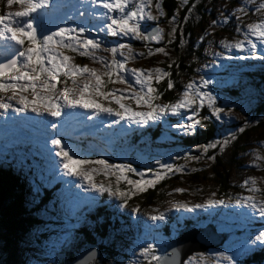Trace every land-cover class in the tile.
Listing matches in <instances>:
<instances>
[{
    "label": "rangeland",
    "instance_id": "obj_1",
    "mask_svg": "<svg viewBox=\"0 0 264 264\" xmlns=\"http://www.w3.org/2000/svg\"><path fill=\"white\" fill-rule=\"evenodd\" d=\"M156 2L157 0H153L150 9L154 16H158L155 7ZM260 2L261 0H256L255 4H247L248 14L237 13L241 16V19L237 21L236 16L230 14L235 9L244 6L247 0H210L211 16L206 30L199 33L198 36V41H202V45L199 48L201 52L197 53V56H193V59L196 58L194 71L183 78V89L177 94L175 100L163 101V99H159L155 101L157 104L174 103L189 82L195 81L199 85L202 79L209 81L207 87L202 88L201 91L210 92L216 97L217 106L225 108V113L222 114L224 118L220 120L221 123L230 126L238 121L239 124L241 123L239 128H245L243 133L239 132L242 135L240 141H238L239 137H236L227 145V147L234 150L241 148L238 150V159L243 162L242 169L237 172L234 171L232 175L231 182L235 185V191L231 197H224L219 194L216 183L212 181L211 165L204 158L205 156L198 159L183 158L198 157L196 155L203 152L200 149L186 148L181 141L182 136L186 135L184 130L174 127L179 123H191L187 119L189 115H192L189 111L182 110L179 115L169 113L160 120L149 121L145 125L137 123L135 120H122L117 116H109L106 113L96 116L93 115L92 109L82 107L66 108L59 118L52 117L47 113L44 116L37 115L30 110L25 113L9 109L7 113H4V110L0 109V113H4L0 115V162L7 159V163H16L24 171L35 173L36 181L39 183L37 182V184L33 177L30 179L33 183L32 192L34 194L41 193L43 186L48 190L55 188L54 191L57 197H55L56 202L49 204V209H53L55 215L48 216V212L40 214V217H44L50 222L52 220L54 224L47 222L48 229H43L39 237V231L37 230L36 233L34 232L26 239L27 242H19L22 253L19 255L20 259L16 264H65L67 254L70 253L68 251L77 248L84 240V238H81L83 236L77 235V231L87 227L95 232V227L103 225L100 220L102 216L97 221L89 219L93 213H110L114 215V220H112L117 222L119 228L115 233L111 232L112 234L107 238V242L113 243V248H118L121 245L126 246L124 252L127 255H121L117 258L99 255L97 259L89 264H146L139 253L148 243L155 244L156 254L161 256L165 252L167 244L176 237L174 235L177 234L179 229H184L189 222L195 223L197 227H205L209 223H214L210 222L209 219L212 214L219 212L222 213L221 219L227 214L229 223L214 224L218 232L230 233L229 239L222 246L211 248L208 253L193 254L187 259L186 264H189V261H191V264H227L226 261H221L218 257L220 252L234 256L237 264H244L243 260L247 252L245 249L262 246L259 242L253 243L252 241L260 231H264V226H260L258 229L255 227L253 231L242 229L249 226L254 219L262 220L264 218L256 214L254 219H249L251 210L238 206L235 201L239 197L250 194L245 188L241 187L243 181L248 177H256L258 180L257 186L264 189V179H262L264 178V162L255 159L256 156L264 157V143H262L264 142V126H256L264 119V114L260 116L254 110V108L260 110V106L264 104V85L253 80L258 79V76L257 78H249L247 75L249 72L263 71L264 61L253 58L240 59L239 57H251L252 53L237 49L229 51L220 44L221 40L236 41L243 39L242 33L246 31L244 25L257 22L262 18L261 13L255 11ZM21 10L22 6L19 4H14L11 8H8L6 0H0V15ZM105 11L99 6L91 5L89 0H50V5L47 8L33 15L37 17L38 33L44 29L55 31L59 27L77 28L83 26L89 29L85 36L102 42L101 49L95 53L97 56H102L111 61V53L104 51V49L115 47L119 43H128L132 45L135 53L143 52L145 57L137 55L135 60L126 64L127 68H162V62L167 56L163 54L147 56L149 49L154 50L160 47L165 39L167 29L161 26L162 21H160V18L162 17L156 22H141L142 30L146 33L158 26L163 29L164 34V38L160 43L153 41V47L144 49L135 43L136 40L129 37H113L106 30L99 31V28L108 22L100 16V13ZM224 17H229L227 23L213 24V21H221ZM237 27L241 28V32L236 31ZM250 38L257 44L255 55H264V45L254 37ZM2 47L3 42H0V49ZM248 47L246 44L245 48ZM165 49L168 56H170V50ZM126 51L127 49H125ZM217 53L220 55H216ZM65 54L73 58L72 63L74 64L87 65L89 68L95 69L97 73L104 72V67L100 63H94L91 59L81 57L75 53L66 52ZM7 55V53L0 52V62H3L2 58ZM229 56L232 58L228 59ZM116 58L118 60L123 59L119 55ZM60 79L63 80L64 78L61 77ZM126 79L132 84L131 88L128 87V84H108L103 90L105 92L118 90L117 95L120 91L126 93L140 91L130 73L126 74ZM86 82L90 81L81 78L78 79L77 83L82 86ZM63 86V83L57 84V89H62ZM68 86H73L71 80H68ZM220 86L229 93L237 91L238 94L234 97L228 95V99L223 102L221 94L217 91ZM78 93L79 89H77ZM8 95H11V93H0V97L6 98ZM25 95L28 99H33L31 93H25ZM84 99H95L96 103H100L104 107L119 110L117 105L110 104L107 100L98 97L86 94ZM122 102L131 107L133 111L148 110L142 106L137 107L131 99H125ZM13 105L16 106L15 101H13ZM205 106H207L206 103ZM229 109H231V118H228ZM252 111H254V114L252 113L250 116ZM89 115H92V119H88ZM114 121L118 122L114 123ZM53 123L56 124L55 128L52 127ZM158 125H160L163 133L155 140L156 145L144 143L143 139L136 140L137 133L141 132L143 128L152 129ZM229 131H231L230 128ZM53 139H60L62 145L66 146L65 150L70 151V154H76L75 159H107L110 164H131L139 172L145 173V179L152 178L154 172L162 171L157 161L161 164H172L174 167L183 166L184 173H170L168 178L158 183L162 186L160 190L161 198L159 197L155 203L146 204L133 196L126 201V206H121L123 202L117 197L92 191L87 181L78 176L65 175V170L60 163L61 157L56 155V146L51 143ZM236 141L240 143L239 148L236 146ZM254 162L261 164V168L253 167ZM81 167L90 170L92 166L83 165ZM149 169H151V172H149ZM128 176L131 179L140 178L132 173H128ZM93 179L97 184L117 186L114 177L94 175ZM122 185L123 182L118 187L124 190ZM175 189H183V194L176 192ZM257 198H262L261 194H258ZM208 200H224L225 204L198 208L193 212L175 207L179 202L187 203L191 207L194 204H202ZM157 209L160 212H164L166 209L172 210L167 212L164 221L154 223L149 217L158 214L154 211ZM35 236L38 242L41 240L42 243L46 240L41 244L40 249H38L40 245L36 241L33 242ZM121 236L128 240L127 244ZM29 239L33 243L32 245L30 242L31 248L29 247ZM3 250L4 247L1 246L0 264H7ZM238 252L241 254H237Z\"/></svg>",
    "mask_w": 264,
    "mask_h": 264
},
{
    "label": "snow or ice",
    "instance_id": "obj_2",
    "mask_svg": "<svg viewBox=\"0 0 264 264\" xmlns=\"http://www.w3.org/2000/svg\"><path fill=\"white\" fill-rule=\"evenodd\" d=\"M182 3H187V0H181ZM93 6H99L106 11L100 13L101 18L108 22L99 31H107L113 37H129L131 39L143 42L160 43L163 38V29L158 26L153 28L151 32L146 33L142 30V21L156 22L160 17L165 15L161 0H157L156 9L158 16L152 15L150 9L153 0H89ZM256 0H247L244 6L235 9L230 15L236 16L237 21L241 19L237 13L247 15V4H255ZM14 4L22 6L21 11L6 12L0 15V42H3V47L0 52L7 53L3 62H0V93H11L6 98L0 97V109L7 113L9 109L15 112H28L29 110L37 115L47 113L52 117L59 118L64 109H74L82 107L92 109L93 115L106 113L109 116H117L120 119L135 120L137 123L148 124L149 121L160 120L163 116L169 113L179 115L182 110L192 113L187 119L191 121L189 124L179 123L174 125L178 129L184 130L186 135H194L197 127H203L201 120H207L209 117H199L200 109L207 104L211 110V116L217 121L224 118L225 108L219 107L216 104V97L210 92L201 91L206 88L209 81L201 80L199 85L195 81H191L185 85L184 90L180 93L179 98L174 103L157 104L162 93L153 86V81L160 84L166 78L167 88L165 91L173 89L174 83L170 79L172 73L165 71L162 68L141 69L126 67V64L136 59L137 55L145 57V53H135L132 45L128 43H119L115 47H109L104 51L111 53V61L106 60L102 56H97L95 53L101 49L102 42L95 38H88L85 33L88 28L80 26L77 28L59 27L55 31L47 29L38 33L37 17L33 15L40 10L47 8L50 5V0H6V6L11 8ZM190 10V9H189ZM261 13L262 18L257 22L244 25L243 39L236 41L221 40L220 44L223 48L231 51L237 49L240 51L247 50L252 53L251 57H239L240 59H259L264 61V55L256 56L257 44L250 37H254L264 45V0H261L255 9ZM83 15V13H81ZM187 20V17H184ZM229 17H224L221 21H213V24L227 23ZM176 22V15L172 16L170 23ZM176 29L173 28L169 36L175 34ZM237 32H241V28H236ZM10 42V43H9ZM168 43H172L169 39ZM249 47L246 49L245 45ZM9 49L11 50L9 52ZM125 49L127 51L125 52ZM66 52L75 53L81 57L91 59L94 63H100L104 67L103 73H97L95 69L89 68L87 65L81 66L72 63V57L66 55ZM156 54L168 56V52L164 47H157L154 50L149 49L147 56L151 57ZM119 55L123 59L118 60ZM216 55H220L217 53ZM231 59L232 57H227ZM173 65L168 64V68ZM130 73L134 78V83L139 86V92H123L118 90H110L105 92L103 89L108 84H128L131 88L132 84L126 79V74ZM64 79L61 80L60 78ZM105 77L107 78L105 80ZM86 78L90 82L78 85V79ZM68 80H71L72 87L68 86ZM94 81V82H91ZM63 83L62 89H57V84ZM77 89L79 93L77 94ZM25 93H31L33 99H28ZM46 93V94H45ZM98 97L102 100H107L110 104L118 106L119 110H114L111 107H104L100 103H96L95 99H84L85 95ZM110 98V99H109ZM131 99L137 107L147 108V111H133L129 106H126L122 101ZM15 101V105H13ZM0 113V115L4 114ZM231 109L228 110V118ZM92 119V115L88 116ZM118 121H114L117 123ZM55 128L56 124H52ZM240 133L245 131L244 127L238 130ZM236 138L235 133L230 137H226L223 141H217L208 145H202L201 148L207 152L210 148L215 149L218 146L223 149L231 140ZM56 146V155L61 157V165L65 170L64 174L69 176H78L82 180L87 181L92 191L109 196H115L123 203L121 206H126V201L139 193L146 192L149 188H154L160 181L169 177V174L184 173L183 166H173L172 164H160L162 171L152 173V178L145 179V173L139 172L133 168L131 164H110L107 159L89 160L75 159V153L65 150L66 146L62 145L60 139L51 141ZM264 143V142H262ZM184 159H198L199 157H183ZM215 159V157H211ZM257 161L264 162V157L256 156ZM83 165L92 166L90 170L81 167ZM253 167L261 168V164L253 163ZM151 172V169H149ZM128 173L139 176V179H131ZM101 175L108 178L114 177L116 187L111 184H97L94 182L93 176ZM264 179V178H262ZM125 183L128 190H121L118 185ZM258 185L256 177H248L243 181L241 187L245 188L247 196L239 197L235 203L251 210L249 219H254L255 215L264 218V198H257L258 194H264V189ZM176 192L183 194V189H175ZM224 200H208L202 204H194L191 207L184 202H179L175 205L178 209H184L187 212H193L198 208L215 207L224 205ZM172 209H166L160 212L154 210L158 214L152 215L149 219L152 222L164 221L167 212ZM253 243L259 242L264 246V231H260L255 236ZM246 248L245 251H250ZM177 250H173V258L169 260L167 256H159L156 254V245L148 243L139 253L140 257L146 264H176L175 256ZM241 254V253H237ZM221 261H226L227 264H237L234 256H230L225 252L218 253ZM191 264V261H189Z\"/></svg>",
    "mask_w": 264,
    "mask_h": 264
},
{
    "label": "trees",
    "instance_id": "obj_3",
    "mask_svg": "<svg viewBox=\"0 0 264 264\" xmlns=\"http://www.w3.org/2000/svg\"><path fill=\"white\" fill-rule=\"evenodd\" d=\"M161 3L165 15L160 18V21H162L161 26H163V28L166 27L167 33L160 47H165L171 52V55L165 57L163 60L162 69L172 73L170 79H172L174 87L173 89L165 91L168 78L160 84H156L154 81V87L162 93L160 99H163V101H173L177 98V94L183 89V78L185 76L187 77L194 71L196 58L194 57L193 59V56H197V53L201 52L199 48L202 45V41H198V36L200 35L199 33L206 30L210 19V0H187V3H182L181 0H161ZM174 14L176 15V22L170 23ZM184 17H187V20H185ZM173 28L176 29L175 34L170 37L169 33ZM169 39L172 40V43H168ZM135 43L137 45L139 44L144 49L153 47L152 42L136 40ZM170 63L173 66L168 68V64ZM247 75L249 78H257L258 76V79L253 80L264 85V70L255 73L249 72ZM217 91L221 94V100L223 102L228 99V95L234 97L238 94L237 91L229 93L221 86L217 88ZM260 108V110L257 108H254V110L261 116L264 114V104H262ZM253 112L254 111L250 112V116ZM205 116L209 117V119L201 120L203 127H197L194 135L182 136L181 141L186 148L200 149L203 151L201 148L202 145L223 141L226 137H230L234 133L236 137H239L238 141L241 140L242 135L238 131L241 123L239 124V122L236 121L230 126L221 123V121H217L215 117L211 116V110L207 106L203 107L199 112V118ZM259 125L264 126V119L256 126ZM229 128L231 131H229ZM162 133L160 125L152 129L145 127L141 132L137 133L135 138L136 140L143 139L144 143L156 145L155 140H157ZM238 141H236V146L239 148L240 143H238ZM239 149L234 150L227 146L221 149V147L218 146L215 149L210 148L207 152L203 151L202 153L204 154L200 153L196 155L199 158L205 156L204 158L210 163V171L213 174L212 181L216 183L219 194L224 197H231L233 195L235 185L231 182L232 175L234 174V171L237 172L242 169L243 162L241 159H238ZM211 157H215V159H211ZM6 160L7 159L0 162V247H4L3 253L5 254L4 257L6 263L16 264L20 259L19 255L22 253V250L19 247V242H27L26 239L34 234V232L36 233L37 230L39 231V237V235L42 234L41 231L43 229H48L49 226L47 222L54 224L52 220L50 222V220L40 217V214L48 212V216L52 217V214L55 215L53 209H49V204L55 201L54 199L56 195L53 189L48 190L43 186L41 191L42 194H34L32 192L33 183L30 179L33 177L34 181L36 183L38 182L36 181L35 173L24 171V169L16 163H7ZM122 187L124 191L128 190V186L125 183H123ZM161 187L162 186L158 184L154 188H149L146 192L135 195V199L138 198L146 204L155 203L159 197L161 198ZM261 197L264 198V194H261ZM100 216L102 217L100 218ZM221 216V212L212 214L209 221L218 225H223L224 222L229 223L227 214H225L223 219H221ZM99 218L103 225L95 227V232H92L87 227L77 231V235L83 236L81 238H84V240L77 248L68 251L70 253L67 254L65 264H70L78 254L91 244L99 247L100 256L104 255L109 258H117L121 255H127L126 252H124L126 246L121 245L118 248H113V243L107 242L109 235L115 233L119 228L117 222H113L114 215H111L110 213H93V215H90L89 217V219L94 221H97ZM188 226L197 227L195 223L189 222L184 229ZM260 226H264V219H254L249 226H246L245 229L242 230L248 231L251 229L253 231L255 227L258 229ZM179 231L180 229L178 232ZM178 232L174 237L178 235ZM121 237L127 244L128 240L123 236ZM36 238V236L33 238V242L36 241L40 245L38 248L40 249L41 244L46 240L41 243V240L38 242ZM111 238H113V236H111ZM30 242L31 240L29 239V247L31 248ZM31 244L33 245L32 242ZM243 263L264 264V246H257L250 251H247Z\"/></svg>",
    "mask_w": 264,
    "mask_h": 264
},
{
    "label": "water",
    "instance_id": "obj_4",
    "mask_svg": "<svg viewBox=\"0 0 264 264\" xmlns=\"http://www.w3.org/2000/svg\"><path fill=\"white\" fill-rule=\"evenodd\" d=\"M227 232H218L214 223L205 227L190 226L179 231L166 246L165 252L161 256H167L172 260L173 250H177L175 256L176 264H186L187 259L195 253H208L211 248L222 246L229 239ZM100 255L97 245L87 246L70 264H89Z\"/></svg>",
    "mask_w": 264,
    "mask_h": 264
},
{
    "label": "bare ground",
    "instance_id": "obj_5",
    "mask_svg": "<svg viewBox=\"0 0 264 264\" xmlns=\"http://www.w3.org/2000/svg\"><path fill=\"white\" fill-rule=\"evenodd\" d=\"M34 113V112H33ZM35 114V113H34ZM41 116H44V115H41ZM44 118V117H43Z\"/></svg>",
    "mask_w": 264,
    "mask_h": 264
}]
</instances>
